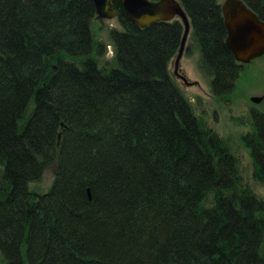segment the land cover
Here are the masks:
<instances>
[{
    "label": "trees",
    "instance_id": "trees-1",
    "mask_svg": "<svg viewBox=\"0 0 264 264\" xmlns=\"http://www.w3.org/2000/svg\"><path fill=\"white\" fill-rule=\"evenodd\" d=\"M177 1L212 94L229 97L243 65L221 4ZM243 1L264 22V0ZM95 20L92 0H0L4 264H264V201L170 72L182 22L119 17L113 63L99 67ZM252 118L244 138L264 184V113ZM57 156L51 189L33 196Z\"/></svg>",
    "mask_w": 264,
    "mask_h": 264
},
{
    "label": "rangeland",
    "instance_id": "rangeland-1",
    "mask_svg": "<svg viewBox=\"0 0 264 264\" xmlns=\"http://www.w3.org/2000/svg\"><path fill=\"white\" fill-rule=\"evenodd\" d=\"M224 1L218 0V3L223 4ZM112 29L121 30L118 19L103 22L95 20L92 24L95 39L106 47V54L98 58L101 67L113 63L114 46L110 39ZM174 63L175 61L170 65L172 77L183 95L192 104L195 114L223 139L228 149L238 158L242 183L264 201V184L254 179L253 158L244 138L253 130V112L264 113V100L259 105L251 101L253 97L264 98V57L243 65L233 93L224 99L212 94L211 77L201 68V52L192 33L181 60L180 72L189 82L195 84L194 86L185 87L182 81L175 77ZM54 179L55 170L51 168L39 183L32 186L33 191L45 192L51 188ZM0 264H3L1 254Z\"/></svg>",
    "mask_w": 264,
    "mask_h": 264
},
{
    "label": "water",
    "instance_id": "water-1",
    "mask_svg": "<svg viewBox=\"0 0 264 264\" xmlns=\"http://www.w3.org/2000/svg\"><path fill=\"white\" fill-rule=\"evenodd\" d=\"M96 9V20L101 22L118 19L126 16L141 28L159 22L180 20L184 25L179 52L175 58L174 73L180 75L181 60L186 51L187 42L191 33V22L181 3L177 0H92ZM222 13L228 29L226 45L233 52L234 57L241 65L264 57V22L244 3L243 0H225ZM185 87L195 84L180 75ZM263 97H253L254 104H261ZM63 134L58 136L57 149L62 143ZM57 156L56 161H58ZM57 170V168H56ZM56 173V171H55Z\"/></svg>",
    "mask_w": 264,
    "mask_h": 264
},
{
    "label": "bare ground",
    "instance_id": "bare-ground-1",
    "mask_svg": "<svg viewBox=\"0 0 264 264\" xmlns=\"http://www.w3.org/2000/svg\"><path fill=\"white\" fill-rule=\"evenodd\" d=\"M99 21V20H98ZM101 22V21H100ZM226 26V25H225ZM227 32H228V29H227ZM228 37V36H227ZM228 47V46H227ZM98 53H97V49H96V51H95V58L98 60ZM98 63H99V61H98ZM102 65H100L99 64V67H101ZM105 67V66H104ZM66 127H64L63 129H65ZM61 134H63V132H61L59 135H61ZM58 135V136H59ZM63 139V138H62ZM56 151H58V150H56ZM57 159V158H56ZM57 166H58V161H54V165L53 166H51L50 168H48L47 170H46V172L48 171V170H50L51 168H53L55 171H56V168H57ZM253 166H254V164H253ZM46 172H44V174H43V176L41 177V179L40 180H38V181H36V182H33V183H31L30 185H29V192L33 195V196H38V195H42V194H45V193H48L49 192V190L51 189H48V190H46L45 192H43V193H37V192H34L33 191V188H32V186L33 185H35V184H37V183H39L42 179H43V177H44V175L46 174ZM254 174H255V166H254ZM254 174H253V176H254ZM254 179H255V177H254ZM258 182V181H257ZM258 183H261V182H258ZM261 184H263V183H261ZM35 198V197H34ZM38 201V199H34V202H36V203H38L37 202ZM0 254H1V252H0ZM3 264H4V261H3Z\"/></svg>",
    "mask_w": 264,
    "mask_h": 264
},
{
    "label": "flooded vegetation",
    "instance_id": "flooded-vegetation-1",
    "mask_svg": "<svg viewBox=\"0 0 264 264\" xmlns=\"http://www.w3.org/2000/svg\"><path fill=\"white\" fill-rule=\"evenodd\" d=\"M180 75H181V76H184V75H182L181 72H180ZM180 75L175 74V77L178 78V79L180 80ZM184 77H185V76H184ZM181 81H182V80H181Z\"/></svg>",
    "mask_w": 264,
    "mask_h": 264
}]
</instances>
